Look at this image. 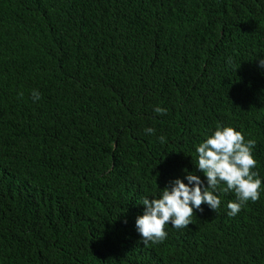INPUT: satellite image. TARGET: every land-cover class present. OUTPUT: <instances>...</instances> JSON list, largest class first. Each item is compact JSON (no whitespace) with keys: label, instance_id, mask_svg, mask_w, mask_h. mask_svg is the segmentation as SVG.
I'll list each match as a JSON object with an SVG mask.
<instances>
[{"label":"trees","instance_id":"16d2710c","mask_svg":"<svg viewBox=\"0 0 264 264\" xmlns=\"http://www.w3.org/2000/svg\"><path fill=\"white\" fill-rule=\"evenodd\" d=\"M262 58L264 0H0V264H264ZM218 125L256 141L260 199L145 246L138 202L206 185Z\"/></svg>","mask_w":264,"mask_h":264},{"label":"clouds","instance_id":"9594fccd","mask_svg":"<svg viewBox=\"0 0 264 264\" xmlns=\"http://www.w3.org/2000/svg\"><path fill=\"white\" fill-rule=\"evenodd\" d=\"M231 63V59H229ZM259 64L264 66V58ZM22 95V94H21ZM41 94L32 90L33 102L38 101ZM153 111L158 115H166L167 109L155 106ZM145 134L154 135L155 129L145 128ZM161 143L166 142L164 136L158 137ZM256 141L245 139L241 131L231 126H217L214 132L196 147L197 169L206 178L207 184L195 172H187L184 179L176 178L169 186L162 189L161 195L149 199L143 197L138 203L144 206V212L136 218V229L142 243H162L167 239L166 225L180 230L192 224L196 210L203 211V205L217 212L221 206L217 190L235 194L236 199L227 204L229 217L236 216L249 202L260 199L262 180L254 171L257 160L253 154ZM185 179L187 183H185Z\"/></svg>","mask_w":264,"mask_h":264}]
</instances>
